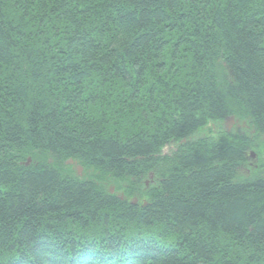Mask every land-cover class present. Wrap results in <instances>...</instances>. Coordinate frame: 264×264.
I'll return each instance as SVG.
<instances>
[{
	"label": "trees",
	"instance_id": "trees-1",
	"mask_svg": "<svg viewBox=\"0 0 264 264\" xmlns=\"http://www.w3.org/2000/svg\"><path fill=\"white\" fill-rule=\"evenodd\" d=\"M232 114L264 135V0H0V264H264L251 135L195 136Z\"/></svg>",
	"mask_w": 264,
	"mask_h": 264
},
{
	"label": "rangeland",
	"instance_id": "rangeland-1",
	"mask_svg": "<svg viewBox=\"0 0 264 264\" xmlns=\"http://www.w3.org/2000/svg\"><path fill=\"white\" fill-rule=\"evenodd\" d=\"M244 130L247 131L252 138V145L247 151V157L245 163L241 166L238 175L241 178L249 177L252 174L255 173H264V135H257L253 134L248 130L247 123L245 120L241 119L235 114L230 115L227 117L224 121L217 123L214 121H209L206 126H204L202 129H200L195 136H211V137H218L223 132H238ZM173 148V146H170ZM169 147V148H170ZM164 149V151H168ZM28 162L30 161V158H27ZM68 161V160H67ZM66 161V165L69 166V169L72 170L73 174L79 176L80 178H87L90 176V171L85 170L79 163L76 161H73L68 163ZM154 175L151 173L148 175V177H145L141 181V189L144 191L145 189H148L151 184L154 183L155 178ZM106 188V190L110 193L117 194L119 196H123L124 190L121 188L120 185H116L115 181L112 180H103L100 181ZM138 196V197H137ZM131 195L128 196V200L130 201H138L143 200L146 198L144 196V193L142 195Z\"/></svg>",
	"mask_w": 264,
	"mask_h": 264
},
{
	"label": "water",
	"instance_id": "water-1",
	"mask_svg": "<svg viewBox=\"0 0 264 264\" xmlns=\"http://www.w3.org/2000/svg\"><path fill=\"white\" fill-rule=\"evenodd\" d=\"M67 162L70 163V162H72V160H68Z\"/></svg>",
	"mask_w": 264,
	"mask_h": 264
}]
</instances>
